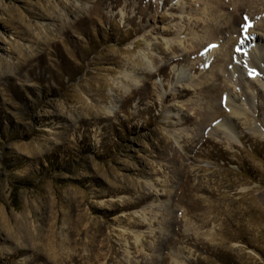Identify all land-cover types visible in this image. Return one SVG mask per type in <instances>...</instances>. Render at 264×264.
<instances>
[{
	"label": "rangeland",
	"instance_id": "obj_1",
	"mask_svg": "<svg viewBox=\"0 0 264 264\" xmlns=\"http://www.w3.org/2000/svg\"><path fill=\"white\" fill-rule=\"evenodd\" d=\"M213 1L0 0V264H264V0Z\"/></svg>",
	"mask_w": 264,
	"mask_h": 264
},
{
	"label": "bare ground",
	"instance_id": "obj_2",
	"mask_svg": "<svg viewBox=\"0 0 264 264\" xmlns=\"http://www.w3.org/2000/svg\"><path fill=\"white\" fill-rule=\"evenodd\" d=\"M205 1H207V0H205ZM224 2H226L227 6H225L224 4H222L220 2H214L213 3L214 5L209 2V3L205 4L206 7L204 9H202L203 13H207V15H211V16L214 15V16L219 17L221 14L222 15H224V14L227 15V17H226L227 21L224 24H221V25L220 24L219 25H213V24H209V23L205 24L206 28L209 31L208 40H206L205 45L210 44V46L212 45V47H214V45L216 43L217 35L221 36V38H222V37H226L229 34V32H233V33L237 34L239 32V28H237V25L239 23H242L244 21V19L249 18V16H250V8L254 6L253 5V0H225ZM227 7H228V11L225 10ZM229 10H230V12L231 11L232 12L230 13ZM219 12L221 13L220 15H218ZM195 25H198V23L196 22ZM263 27H264L263 24L259 25V26H256L257 29H261ZM243 33H246V31H243ZM248 33H250V31ZM248 33L246 35L244 34L245 37H242L243 40H245V38H249ZM238 35H239V33H238ZM239 36L241 37V35H239ZM253 39L255 41L259 40L258 37H254V36H253ZM236 40H234V41L233 40H227V41L230 42L229 44H231V42H232V45L230 46V48L233 51H235L236 54H238V55L241 54V56H243L244 58H247V59L251 60V63H253V65H254V61L252 60V54H253L254 51L247 49V50H245L243 52H239L236 49H239V47L241 46L242 43L238 42ZM194 50H195V53L200 56L199 48L198 49L196 48ZM227 54H228L229 61H230V58L232 57V52H228ZM201 60H202V58H201ZM194 88H195V86H194ZM227 105H229V108L231 107L230 104L227 103ZM232 108H230V109H232ZM232 110H233L232 112H234V109H232ZM203 116H205V115H203Z\"/></svg>",
	"mask_w": 264,
	"mask_h": 264
},
{
	"label": "snow or ice",
	"instance_id": "obj_3",
	"mask_svg": "<svg viewBox=\"0 0 264 264\" xmlns=\"http://www.w3.org/2000/svg\"><path fill=\"white\" fill-rule=\"evenodd\" d=\"M251 74H254V70H253V72H252V73H250V75H251Z\"/></svg>",
	"mask_w": 264,
	"mask_h": 264
}]
</instances>
